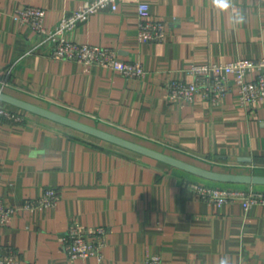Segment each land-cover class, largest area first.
I'll list each match as a JSON object with an SVG mask.
<instances>
[{"label":"crops","instance_id":"crops-1","mask_svg":"<svg viewBox=\"0 0 264 264\" xmlns=\"http://www.w3.org/2000/svg\"><path fill=\"white\" fill-rule=\"evenodd\" d=\"M88 1L0 0V78L11 70L0 90L204 169L264 176V106L242 108L236 89L218 105L201 97L173 102L167 90L172 81L191 82L197 65L264 59V0H121L118 11L98 13L71 34L78 44L141 63L140 79L55 61L49 46L34 48L37 34L14 18L19 9L42 8L53 29ZM141 2L152 20L166 23L164 42L139 41ZM0 105L26 118H0V198L17 210L0 226V251L15 250L21 264H146L153 256L162 264H264V205L245 211L241 203L210 204L185 181L239 184L207 180ZM50 188L61 192L55 207L24 208ZM72 226L107 229L102 261L66 255L61 238Z\"/></svg>","mask_w":264,"mask_h":264},{"label":"built area","instance_id":"built-area-1","mask_svg":"<svg viewBox=\"0 0 264 264\" xmlns=\"http://www.w3.org/2000/svg\"><path fill=\"white\" fill-rule=\"evenodd\" d=\"M121 0H90L80 9L65 15L53 28L45 27L46 11L42 8L28 6L15 12L14 18L23 25L30 26L39 38V46H49V57L55 61H67L85 66L100 67L117 72L127 79H140L146 71L141 63L122 61L116 50L89 44H78L70 37L76 28L102 12H116ZM139 41L141 43H162L168 37L167 25L163 21L152 20L150 6L141 2L138 6ZM34 50V49H33ZM30 51L29 53H31ZM257 72L254 80H247V74ZM189 73L193 80L189 83L172 81L167 85L171 101L192 102L201 97L213 105H218L223 98L235 89L239 105L246 110H257L264 106V59L238 60L228 64H206L191 68ZM11 70L5 78H0L1 89L8 86ZM233 80V82H232ZM2 91V90H1ZM0 118L14 123H25L26 118L6 106L0 105ZM186 186L207 203L221 206L227 203H241L245 211L256 205H264V191L241 189L232 186H209L195 181H185ZM61 199V192L47 189L44 195L24 204L27 210L52 208ZM16 208L8 206L0 198V226H8ZM105 227L84 231L70 227L61 238L62 247L71 260L94 258L102 261L106 247ZM18 252L12 249L0 251V264H21ZM146 264H162L160 256L148 258Z\"/></svg>","mask_w":264,"mask_h":264},{"label":"water","instance_id":"water-1","mask_svg":"<svg viewBox=\"0 0 264 264\" xmlns=\"http://www.w3.org/2000/svg\"><path fill=\"white\" fill-rule=\"evenodd\" d=\"M0 102L13 106L15 108L22 109L29 113L44 117L53 122L59 123L61 125L73 128L80 132L86 133L88 135L94 136L101 140L107 141L109 143L115 144L122 148L131 150L148 158L160 161L171 167L183 170L195 176L219 182V183H228V184H239V185H258L264 186V176L257 175H244V174H231V173H221L208 169L195 166L188 162L182 161L178 158L170 156L168 154L159 152L157 150L151 149L149 147L143 146L136 142L130 141L128 139L116 136L104 130H101L97 127L90 126L83 122L74 120L67 116L52 112L45 108L36 106L19 98L13 97L0 90Z\"/></svg>","mask_w":264,"mask_h":264},{"label":"rangeland","instance_id":"rangeland-1","mask_svg":"<svg viewBox=\"0 0 264 264\" xmlns=\"http://www.w3.org/2000/svg\"><path fill=\"white\" fill-rule=\"evenodd\" d=\"M1 103H2V102H1ZM221 186H229V185H221ZM239 188H243V189H245V187H242L241 185H240ZM258 190L260 191V189H258ZM262 191H264V189H263Z\"/></svg>","mask_w":264,"mask_h":264}]
</instances>
